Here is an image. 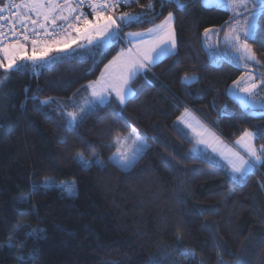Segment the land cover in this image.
Masks as SVG:
<instances>
[{"label": "trees", "instance_id": "trees-1", "mask_svg": "<svg viewBox=\"0 0 264 264\" xmlns=\"http://www.w3.org/2000/svg\"><path fill=\"white\" fill-rule=\"evenodd\" d=\"M180 2L183 8L175 0H136L115 12L142 17L122 31L147 29L174 14L175 52L132 80L135 93L123 105L111 98L79 114L75 124L68 120L71 98L97 78L121 40L5 75L0 264H21L18 257L30 256L32 264H264V164L234 178L225 165L195 156L176 122L189 108L226 141L250 130L257 133L255 147L264 146V112L251 114L229 93L248 68L228 58L214 63L202 43L205 29L225 27L233 14L201 0ZM248 43L255 68L264 74L259 13ZM4 74L0 69V78ZM191 74L196 79L185 83L182 78ZM131 125L145 134L148 145L134 166L123 170L109 156L113 138ZM80 154L91 166L82 167ZM71 179L73 196L57 186ZM45 181L47 186L32 192ZM30 229H41L43 238L25 239ZM10 236L22 247L9 248Z\"/></svg>", "mask_w": 264, "mask_h": 264}, {"label": "snow or ice", "instance_id": "snow-or-ice-1", "mask_svg": "<svg viewBox=\"0 0 264 264\" xmlns=\"http://www.w3.org/2000/svg\"><path fill=\"white\" fill-rule=\"evenodd\" d=\"M136 0H6L3 6H0V69L5 73L12 71H24L30 66L41 67L47 62L49 54L52 52H64L72 44L79 41H86L81 44V48L89 50L88 46L98 47L107 42L109 38L119 36L120 29L123 25L131 22H139L142 17L140 15H131L122 13L116 17L114 10L121 4H129ZM178 8H183L184 4L180 0H175ZM249 3H252L256 11H249ZM87 4L91 8L92 19L89 14L81 11L83 5ZM225 8H231L233 11V24L225 32V43L230 45L240 54L239 59L244 60L245 67L247 61H255V56L248 44V39L254 37L258 26V13L264 16V0H219ZM151 2L148 5L152 9ZM10 13L9 16L3 15L5 12ZM247 13V15H246ZM236 17H243V24ZM174 14L169 12L165 20L148 30V35L152 38L151 47L143 51L139 57L123 59L124 54L105 65V71L101 73L97 81L90 82L87 88L90 90L91 98L85 102L78 112L67 113L69 121L72 124L79 118V114L83 113L87 108L96 105H104L108 101V97L115 93L120 104L126 103L130 94L128 87L130 80L135 75L147 67L148 63H154L155 57L150 53L158 49L157 55L167 54L176 46L175 32L173 29ZM60 22V23H58ZM228 24V22H225ZM210 29H205L208 33ZM75 33V35H73ZM130 36L142 37L144 33H129ZM31 44V54H29L28 44ZM141 43H146L143 40ZM130 51V50H129ZM56 58L53 57V61ZM23 61L24 63H18ZM147 61V63H145ZM122 68L119 76H114L111 69L113 66ZM8 77L5 76L0 83H4ZM195 77L185 76V83H191ZM239 84V81H234ZM259 86H264V80L260 81ZM258 87L252 74L247 76V84L241 91L249 96L254 94V90ZM45 100L42 103H49ZM260 134H264V130ZM257 133L244 131L240 139L237 141L245 147L248 159L234 153V158L225 157L235 174L244 177L251 172L257 164H264V146L257 150L252 141L256 138ZM117 144L121 140L117 138ZM142 144H138L137 150L133 152L131 157L126 156L120 149H117L118 158L121 166L125 169L134 166L138 153L142 151ZM215 150V149H214ZM78 162L82 167L91 166V161L84 160L82 154L78 157ZM102 166V165H101ZM45 185L34 184L32 192L40 191ZM61 190L65 191L69 196L76 194V182H61ZM30 199V194L23 198V202ZM25 239H42L43 232L41 229H30L23 234ZM7 246L9 248H20L21 243L13 240L10 236ZM21 264H32L34 256L25 259L18 257Z\"/></svg>", "mask_w": 264, "mask_h": 264}, {"label": "rangeland", "instance_id": "rangeland-1", "mask_svg": "<svg viewBox=\"0 0 264 264\" xmlns=\"http://www.w3.org/2000/svg\"><path fill=\"white\" fill-rule=\"evenodd\" d=\"M19 2H20V0H19ZM201 2L203 5H206V6H217V7L227 9L231 12V14H233L232 9L223 7L222 4H219V0H201ZM248 10L249 11H256V8L254 7V5L252 3H249ZM167 15L165 16V18L167 17ZM246 15H247V13H246ZM165 18L161 21V23L165 20ZM236 19L241 21V26H242L244 18L243 17H236ZM232 24H233V21L230 24H227L221 31H218L213 27L207 28V29H210V31L208 33H205V30L203 31L202 43H203V46L207 49L210 56L213 57L214 63L219 62V60H221V59L228 58L230 60H234L237 63V65L245 67L246 62L244 60L239 59L240 54L238 52H236V50L234 48H232L230 45H227L225 43V32L228 31V28L230 26H232ZM150 29H152V28H150ZM173 29H174V27H173ZM148 30L127 28L124 31L121 30L119 32L118 37L110 38V40H108V42L111 40L112 41L121 40V41H120V46H119L118 51L105 65H108L110 61H113V59L118 57L121 53L124 54L123 59H128L129 57L136 58L135 49L138 51V54L141 55L142 52H141L140 48L138 47V45H142V44L145 45L146 50L149 47H151L152 38L148 35ZM129 33H144V35L142 37H134V36H130ZM142 40L146 43H141ZM81 44H86V41L81 40L76 44H72L71 47L67 48V50L64 52H55L54 51V52L50 53L47 61L52 59L53 57L57 58L62 54H66V53H70V52H72V53L73 52H76V53L92 52L93 50H95V48H97V47H93V46L89 45L88 46V48L90 49V51H89V50H85V48H81L80 47ZM250 48H251V46H250ZM175 50H176V46L174 49L167 52V54L175 52ZM157 52H158V49L155 51H152L151 54L155 55V54H157ZM252 53H253V50H252ZM29 54H31V50H29ZM18 62H20V61H18ZM105 65L101 68L97 78L94 80H91L89 82H92V81L99 79V75H100L101 71L102 72L105 71ZM247 65L248 66L245 68H248V69L244 70L235 80V81H239V84H234V82H233L229 88V93H231V95H233L235 97V99L237 100V102L239 103V105L242 108L248 110L253 115H260L264 112V86H259V85H260V81L264 80V74H262L260 71H258L255 68L257 65L256 59H255V61H247ZM149 66H152V63H150ZM149 68L150 67H147L148 70H149ZM111 71H112V74L114 76L118 77L122 71V68L114 65L113 68L111 69ZM6 74L7 73H5L4 76H2L0 78V80H3ZM249 74L253 75L254 80L258 85V87L254 90V94L251 96H249L247 93L241 91V89L243 87H245L247 84V76ZM187 76L196 78L195 74H191V75H187ZM89 82H87V83H89ZM1 87H2V83H0V88ZM131 92L132 91H130V94L133 93V92L132 93ZM90 96H91V94H90ZM93 107H95V106H93ZM93 107H91V108H93ZM91 108H87L85 111H88ZM69 112H78V110H76V111L73 110V111H69ZM69 112L67 111V113H69ZM68 120H69V117H68ZM176 122H177V125L182 129V131L191 139V141H192L191 152L195 156H198V157H201L204 159L207 158V159H210L214 162H218L220 164H223L228 168V170L230 171L231 175L234 178H243V177H240L239 174H235L232 172L231 167L228 163V160L225 159L226 156L234 158V156H233L234 153H238L240 156H243L245 159L249 158L247 155L245 147L243 145L237 143V141L240 139L241 136L239 138H237L233 143L226 141L223 137L218 135L214 129L212 130L209 125L205 124L202 121V118L197 116L195 114V112H193L191 110L190 111L183 110L181 112V114L178 116V118L176 119ZM247 131H250V130H247ZM117 138H119L121 140L120 144L116 143ZM113 142H114L115 148H114V151L109 156V159L112 162H114L115 164H117L123 170H128L130 167L125 169L121 166V161L118 158L117 149L119 148L120 151L123 152L126 156L131 157L133 155V152H135L137 150L138 144H142L143 148H142V151H140L138 153V157H139L148 145V140L145 137V134L143 132H141L134 125H131V128L127 133L116 135L113 138ZM252 145L255 147L254 141H252ZM255 148L257 150H259L257 147H255ZM95 162L98 164H101L102 160L96 159ZM70 181H73V179L62 180L61 182H70ZM61 182H59V184L57 186H59Z\"/></svg>", "mask_w": 264, "mask_h": 264}, {"label": "crops", "instance_id": "crops-1", "mask_svg": "<svg viewBox=\"0 0 264 264\" xmlns=\"http://www.w3.org/2000/svg\"><path fill=\"white\" fill-rule=\"evenodd\" d=\"M162 21V20H161ZM161 21L160 22H158L157 24H155V25H153V26H151V27H149V28H147V29H145V30H148V29H150V28H154L156 25H159V24H161ZM58 23H60V22H58ZM73 35H75V33H73ZM138 47L140 48V50H141V52H143V51H146V49H145V45H138ZM135 55H136V57H139L140 55L138 54V51L135 49ZM173 53V52H172ZM171 54V53H170ZM150 55H152L151 53H150ZM165 55V56H164ZM159 54V55H157V54H155V55H152L153 57H155V62L154 63H152V65L153 64H155L156 62H158L159 60H161V59H163L164 57H166L167 55H169V54ZM145 63H147V61H145ZM149 64L150 63H148L147 64V67H150L149 66ZM147 67L146 68H144V69H141V71L140 72H138L136 75H135V77H137L138 75H140V74H143V73H145V71L147 70ZM101 73H102V71H101ZM101 73H100V75H99V78H100V76H101ZM135 77H133L131 80H130V82H129V85H128V87H129V89H130V91H132L131 93L132 94H129V96H128V98H130L131 96H133L134 95V93H135V91L133 90L134 88H133V86L131 85V82H132V80L135 78ZM98 80V79H97ZM97 80H95V81H97ZM93 82V81H92ZM90 83V82H89ZM89 83H87V84H85L81 89H79L74 95H73V97L71 98V104H72V107H73V109L72 110H78L79 111V108H81L82 106H84L85 105V102L86 101H88L90 98H91V96H90V90L87 88V85L89 84ZM111 98H114V99H116L117 100V98H116V96H115V94L114 93H112L109 97H108V100H110ZM118 101V100H117ZM119 102V101H118ZM184 110H187V111H190L191 109H189V108H185ZM192 111V110H191ZM197 115V114H196ZM203 121V120H202ZM204 122V121H203ZM205 123V122H204ZM206 124V123H205ZM206 128V127H205ZM207 129V128H206ZM212 129V128H211ZM208 130V129H207ZM213 130V129H212ZM230 172V171H229Z\"/></svg>", "mask_w": 264, "mask_h": 264}, {"label": "built area", "instance_id": "built-area-1", "mask_svg": "<svg viewBox=\"0 0 264 264\" xmlns=\"http://www.w3.org/2000/svg\"><path fill=\"white\" fill-rule=\"evenodd\" d=\"M5 2H6V0L4 1V2H0V6H3L4 4H5ZM15 2L16 3H19V0H15ZM125 5H127V4H121L119 7H117L115 10H114V13L113 14H115V12L117 11V10H119V9H121L123 6H125ZM81 11H83V12H85V13H87V14H89V19L92 17L91 16V8L87 5V4H85V5H83V7H82V9H80ZM3 15H5V16H9L10 17V13H8L7 11L5 12V13H3ZM121 30V29H120ZM31 46V44L29 43L28 44V48Z\"/></svg>", "mask_w": 264, "mask_h": 264}, {"label": "water", "instance_id": "water-1", "mask_svg": "<svg viewBox=\"0 0 264 264\" xmlns=\"http://www.w3.org/2000/svg\"><path fill=\"white\" fill-rule=\"evenodd\" d=\"M230 21H232V18H231L228 22H230ZM224 25H225V24L221 25V26L218 28V31H221V30L223 29ZM108 40H110V38H109ZM108 40H107V42H108ZM238 67H239V66H238ZM240 68H241V69H247V68H244V67H240Z\"/></svg>", "mask_w": 264, "mask_h": 264}, {"label": "bare ground", "instance_id": "bare-ground-1", "mask_svg": "<svg viewBox=\"0 0 264 264\" xmlns=\"http://www.w3.org/2000/svg\"><path fill=\"white\" fill-rule=\"evenodd\" d=\"M122 30V29H121Z\"/></svg>", "mask_w": 264, "mask_h": 264}]
</instances>
